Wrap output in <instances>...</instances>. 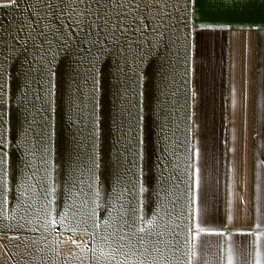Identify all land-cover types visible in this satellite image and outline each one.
Segmentation results:
<instances>
[{
	"label": "crops",
	"instance_id": "0c3cea01",
	"mask_svg": "<svg viewBox=\"0 0 264 264\" xmlns=\"http://www.w3.org/2000/svg\"><path fill=\"white\" fill-rule=\"evenodd\" d=\"M0 264H264V0H0Z\"/></svg>",
	"mask_w": 264,
	"mask_h": 264
}]
</instances>
